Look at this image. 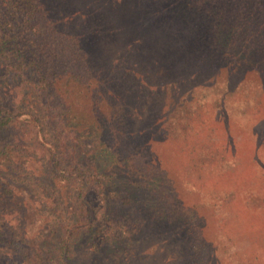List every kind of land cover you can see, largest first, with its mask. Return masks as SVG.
Segmentation results:
<instances>
[{
  "label": "trees",
  "instance_id": "1",
  "mask_svg": "<svg viewBox=\"0 0 264 264\" xmlns=\"http://www.w3.org/2000/svg\"><path fill=\"white\" fill-rule=\"evenodd\" d=\"M64 1L74 4L72 0H0V68L6 76L4 83L19 81L23 93L32 95L30 102L22 98L10 103L12 109L0 105V217L16 210L22 225L27 226L28 211L38 200L40 214L41 209L65 211L73 227L71 236H79L84 246L91 244L96 252L111 248L117 242L107 236V213L101 209L100 220L93 225V198L85 196L80 183L93 172L101 175L103 167L113 172L125 170L136 180L132 175L141 173L126 168L125 163L138 152L133 140L141 145L153 140L152 130L146 131L144 124L147 117L152 122L157 108L166 112L164 126L170 130V138L179 144L182 155L190 158H183L185 162L176 169L167 168L170 184L179 188L182 198L190 201L191 195L197 196L196 201L192 199L195 206H190L204 211L202 224L215 232L210 236L205 231L201 252H190L188 257L196 264H207L212 259L218 264H226V259L227 264H263L264 207L260 205H264V171L259 172L253 163L252 150L241 146L243 138H234L228 128L230 121L237 120L227 107L232 103L229 98H235L238 101L232 105L238 108V102L242 103L241 111L247 114L245 108L256 96L243 94L238 98L240 94L230 89L221 101L211 97L217 94L212 89L213 67L222 64L225 56L244 54L248 60L258 58L264 65V0H198L191 7L197 16L191 10L190 18L184 17L189 21L184 22L183 30L175 34V20L184 21L180 16L166 17V22L149 20L151 6L160 2L166 7V0H89L97 6L78 8ZM192 1L178 0L176 14L188 15L186 9ZM171 25L175 28L169 29ZM188 26L190 31H185ZM207 26L211 34L218 33L212 42L204 34ZM190 32L195 36L188 46L193 52L187 50L189 38L184 36ZM205 44L219 55L207 58L199 54ZM140 74L143 82L149 78L153 83H136ZM159 83L192 87L172 95L176 102L166 107L158 97ZM17 110H24L27 116L19 119ZM203 115L208 116L207 120ZM251 117L246 119L251 121ZM260 122L264 117L248 123V128L242 125L254 143L252 128L257 136L264 132L258 128ZM201 124L211 136L204 142L195 131L201 129ZM67 125L79 128L74 132L83 139L93 137L91 154L99 159L95 161L96 169L87 165L67 168L69 158L62 150ZM216 131L227 135L223 145L216 143L212 135ZM189 135L197 136L196 147L191 146ZM226 143H230L229 148L224 147ZM195 149L192 160L197 164L188 166L189 151ZM184 174L195 182L186 183ZM144 180L147 182V177ZM257 186L262 196L254 191L259 190ZM98 199L104 208L103 198ZM135 207L137 203L113 209L128 211ZM44 218L52 225L51 218ZM189 223L181 220L180 225ZM237 224L245 232L237 230ZM48 232L44 236L40 231L28 242L22 226L16 231L0 220V247L13 249L17 264H47L43 259L48 256L53 257L52 264H81L68 253L73 246L65 227L56 230L52 226ZM55 242L58 255L54 254ZM252 257L255 263L249 261Z\"/></svg>",
  "mask_w": 264,
  "mask_h": 264
},
{
  "label": "rangeland",
  "instance_id": "2",
  "mask_svg": "<svg viewBox=\"0 0 264 264\" xmlns=\"http://www.w3.org/2000/svg\"><path fill=\"white\" fill-rule=\"evenodd\" d=\"M177 1L178 0H166V7L160 2L158 3V6H151L153 14L150 16L149 20L166 22V17H169L168 19H175L176 16H180L184 21L175 20L174 24L178 27L175 30H172V32L174 34L181 32V30H183L182 25L184 22L189 21V19H184V17L190 18L191 7L193 8V5H195L198 0L190 3L189 8L186 9L188 15L185 16L176 14ZM71 2H74V4L69 2L65 3H69L75 7H85L90 5H92V7L94 5L97 6L96 3L89 2V0H72ZM82 3L84 5H82ZM192 12L195 14L194 16H197L196 11L192 10ZM207 25H209V23ZM185 27L186 26L184 25V28ZM174 28L173 25L169 26V29ZM208 28L209 26L206 27L204 34L206 37H209V42H212L213 38H217L216 35H218V33L211 34L208 31ZM185 31H190L189 26ZM216 31L217 30H214V33H216ZM194 32L198 34L197 31ZM184 36L189 38L188 42H186L187 50L193 52L194 49L191 47L189 48L188 46L190 40H195L194 33H184ZM206 45L207 44H205V46ZM210 48L211 46L209 44L198 53L207 56V58L219 55L215 48H213V50ZM224 58L222 64L213 67L215 70L214 76H212V89H214L217 94L214 96L212 95L211 98L221 101L223 97L222 95H224L226 91H232L233 89H235L234 92L237 91L236 93L240 94L237 95L238 98H241L243 94H255V101H253V103H250V101V104L245 108V113L247 114H243L241 111V108H243L242 103L238 102V108L232 105V103L238 101L237 99L229 98L232 102L230 103L231 105L226 101L230 116L234 120H237L236 122L230 121L228 128L234 133V138H243L240 142L241 146L244 150H252L254 155L253 163L257 164L259 172H263L264 132L257 136L252 128L254 141L256 142L254 143L250 141L253 140L251 134L249 132L247 133L242 125L248 128V123L251 124L254 120H259L264 117V110L257 109V107L260 106L264 107V65H262L260 59L257 58V60L251 61L248 60L244 54L239 55L238 57L232 56V58H227L225 56ZM241 61L243 62L241 63ZM3 74L4 70L0 68V105H3L5 108L6 106L11 108L10 103L14 104L19 100H22V98H25L23 101L30 102L29 99H31L32 95L23 93L22 86L20 85L21 82L15 80L12 81L11 79L4 83L6 76ZM136 83H146V85L149 86L153 82L152 79L149 78L143 82L140 74L137 76ZM191 87V85L187 88H182L180 86L172 87L171 83H164L160 86L159 83V88L156 87V89H158V97H162L165 101L166 107H168L170 104L176 102L175 97L173 98L172 95H176L185 90L188 92ZM150 89H152V87ZM161 90L165 91L164 95ZM24 94L26 96H24ZM47 98H49V96ZM141 105H145V101L141 102ZM58 106L59 105L55 104L56 108H58ZM25 109H29V105H26ZM17 111L19 112L15 113H18L19 119L27 116L24 113V110ZM165 114L166 112L162 110L159 111L157 108L155 110L154 108L152 122L150 123L148 117L146 118L147 121L144 126L146 131L152 130L151 133L154 135L153 140L149 139L148 141L143 142L142 145L138 144L136 140L132 141L138 152L131 158V160H129V162L125 163V167L132 170L136 169L141 173L132 175L136 180L131 179V175L128 177L129 173L125 170L122 173L118 171L113 172V170L108 167H103V171L100 173L101 175H96L95 172H93L92 176L85 175L86 177H84L82 183H80V186L83 187V191H85V196L87 197L88 195H91V198H93V225L99 222L102 214L100 211L101 209L107 213V230L109 232V235L107 236L108 238L115 239L117 242L115 245L112 244L111 248L103 247L96 252L94 251L95 247L91 246V244L90 246H84L82 240L79 239V236L76 237L75 234L71 236L73 227L68 214L65 211H59L55 208L54 211L52 210L48 212H46L45 209H41L40 214L37 210V207L39 206L38 200H35L36 202L33 204L30 211H28V214H30L29 219L27 220L29 225H22L16 210L5 212L3 216L1 215L0 220L11 225L16 231L20 230L22 226L26 232L28 242L37 238L40 231H42V235L47 236L49 235L48 229L52 228V226H55L57 230L58 227L62 225L66 228L68 242L73 246L70 247L68 253H71L72 260L77 259L81 264H196L188 257V255L190 252L195 254L201 252L205 231L210 236L214 235L215 232L209 230V228L205 229V225L202 224V221L205 219L203 217L204 211H199L196 207L193 208L190 206H195L192 204V199L196 201L197 196L191 195V197H189V199H191L190 201L182 198L180 194L183 193L179 192V188L176 189L173 183L170 184L167 168L172 166L176 169L177 167L182 166L185 162L183 158H186V161L190 158L182 155L183 150L179 149V144L175 143V140L170 138L168 133L170 130H166L164 126L166 119L164 117ZM246 116H252V120L248 121ZM207 118V115H203V120H207ZM260 127L264 130V122L258 124V128ZM198 128L201 129H195V131L198 132L197 136L200 140L204 142L208 138H211L208 129H204L203 124H201V126L198 125ZM76 130L80 131L77 127H74L73 129L71 125H67L65 128L62 150L65 153V157L68 155L69 158L67 159V162L69 163L66 166L71 170L79 166L82 167L83 165L89 167L93 166L95 168V161H99V159L96 155L91 154L95 146L94 139L93 137H86L83 139V137H80L81 135L79 136L74 132ZM212 135L216 138V141H218L216 143L219 144L224 143L227 137V135L221 133V131H216L215 133H212ZM247 135L249 137H247ZM197 136L189 135L192 147L197 146L195 141ZM134 138L136 139V136ZM258 142L262 144H259L258 146ZM229 145L230 143H226L224 147L229 148ZM189 152L192 162L190 161L188 166L196 165L197 161L195 160V162H193L192 159L196 156L197 149L194 151L190 150ZM27 167H29V165ZM225 170L229 169L226 168ZM223 175L224 174L221 173L219 177L222 178L224 177ZM146 177L147 182L144 180ZM7 178L8 180H11L12 176H7ZM182 178L186 183L188 180H190V182L191 180L195 182V179L190 175L187 176L184 174L182 175ZM99 181H102V183L99 184ZM190 187L193 189L191 184ZM9 189L12 190V187L9 186ZM257 189L259 190L255 189L254 191L261 194V189L258 186ZM17 194H19L18 191ZM100 196L105 202L106 206L104 208L99 204V202L102 201L101 199H98ZM31 197L33 199V196ZM134 203H137L135 210L120 211L119 209H113L122 204L131 207ZM262 204H264L263 201ZM113 205L115 206L112 208ZM260 207L263 208L264 205H260ZM260 207L257 208L259 214L261 213ZM116 213H119L121 216L114 215ZM46 216L52 219V225L50 222L45 221L44 217ZM186 219L191 223L180 225L181 220ZM34 221L36 222L33 223ZM207 226L209 227L208 223ZM236 229L245 232L242 227H239V224H237ZM39 239L42 238H38V240ZM103 239L104 238H102V240ZM112 239L110 241L113 242ZM103 241H105V239ZM107 242L109 241L107 240ZM102 244L104 245V243ZM57 246L58 242H55V255H58L56 252L58 248ZM12 251L13 249L10 250L9 248L0 247V264H17L15 255ZM51 258L53 257L48 256L46 257L47 260H45V258L43 260L47 264H52ZM249 261L255 263L253 257L250 258ZM33 263H36V261H33ZM225 263H228V259H226ZM262 263L264 264V262ZM36 264H40V262ZM207 264L218 263L216 259H212Z\"/></svg>",
  "mask_w": 264,
  "mask_h": 264
}]
</instances>
